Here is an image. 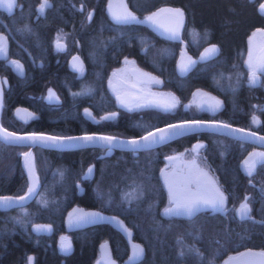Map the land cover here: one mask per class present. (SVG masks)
Listing matches in <instances>:
<instances>
[{
	"label": "trees",
	"instance_id": "1",
	"mask_svg": "<svg viewBox=\"0 0 264 264\" xmlns=\"http://www.w3.org/2000/svg\"><path fill=\"white\" fill-rule=\"evenodd\" d=\"M260 1L128 0L139 15L162 4L181 7L185 15L188 48L194 47L198 53L208 45L210 48L215 46L217 51L202 55L192 69L178 74L174 66L179 45L176 41L156 39L148 28V31H142L139 41L155 42L143 56L130 46L122 52H109L106 45L110 38L87 25L84 26V34L89 35L84 45L86 67L79 78L82 97L72 91L58 107L45 106L40 99L31 96L32 93H42L45 86L41 84L42 79L53 77L69 88L73 75L63 68L46 69L37 74L43 77L38 80L39 84H30L28 68L20 75L15 69L1 64V122L16 131L54 134L97 131L133 136L169 121L210 118L264 133V121L258 126L252 125L255 109L264 100V71L259 75L260 84L251 85L247 82L248 70L244 63L248 36L256 28H264V12L258 6ZM50 21L61 25L60 13L57 12ZM126 27L122 31L129 32L131 27ZM122 46L117 38V49ZM16 56L25 59L30 54L17 53ZM123 56L136 57L139 66L160 75L163 87L176 92L181 101H187L196 87L218 91L223 97L222 109L214 115L202 113L191 117L181 108L160 111L118 107L105 83L109 71L121 63ZM18 107L28 108L37 115L22 123L13 114ZM88 110L94 117L102 116V120L92 121ZM197 141L204 143L201 157L214 169L219 184L228 193L231 207L227 214L201 213L191 218L167 216L162 213L167 204L166 190L159 177L162 156ZM252 147L208 132L188 134L143 151L115 150L108 156H100L101 148L59 151L36 147V159L43 176L40 196L44 197V202L36 205L34 201V208L0 212V264H28L29 255L33 256V264H92L98 255L99 244L105 241L115 258L125 259L129 254L127 240L111 224L66 229L67 208L62 207L69 206L71 201L85 208L121 216L132 230V239L145 249L143 259L135 264H211L209 262L245 247L264 249V221L239 218L235 211V206L249 193V197L256 200L253 201L256 217L264 220V196H259L254 186L264 190V159L250 175L239 167V161ZM25 148L0 142L3 150L0 152L1 189L4 192H12L15 183L14 178L7 176L10 175L7 163L13 165L16 162L21 174L17 152ZM87 166L93 168V175L84 192L80 196H62L65 190L72 188L69 181L82 176ZM24 186L25 178L21 174L17 187L22 190ZM36 224L43 226L39 228ZM61 235L68 239V251L58 248Z\"/></svg>",
	"mask_w": 264,
	"mask_h": 264
},
{
	"label": "flooded vegetation",
	"instance_id": "2",
	"mask_svg": "<svg viewBox=\"0 0 264 264\" xmlns=\"http://www.w3.org/2000/svg\"><path fill=\"white\" fill-rule=\"evenodd\" d=\"M41 3H43V0H15V5L13 6V8L11 10H9L5 7H0V47L5 49V51L0 52V67L2 66L1 64H6L10 68L15 69L18 73H20V75H23L26 72V68H28L29 69L28 80H30V84H39L38 80L42 79L43 77L37 76V74H39V72L46 71V69H51V68H53V69L61 68L62 69L63 68V69H66L71 75H73L71 78V82L69 84V88L64 86V85L62 86L61 82H58V80H56V78L45 77L42 79L43 81L41 84L45 85L44 89H43V91L45 90L44 96L42 97L41 94L36 95L35 93H32L31 96H33L36 100L40 99L45 106L48 105L50 107H58L59 104L61 103V101L64 100L68 96V94L71 93L72 91H73V93H76L77 97H82L83 91L81 90V88H79V86L81 84L79 78L83 74L85 67H86V58L84 56V45L86 44V38H88L89 35H88V33L84 34V31H85L84 26H87V25L88 26L92 25L93 31L101 32L104 36L107 35L110 38L108 44L106 45V49L109 52H111V51L112 52L113 51L122 52V51L128 50L127 48H128V46H130L131 48H134V50L137 54L143 56L145 54V52L148 50V48L153 44V42H155L154 40L146 41L144 43H141L139 41L140 37H142V31L143 30L148 31V28L153 32L156 39H161V40L162 39H168V40L176 41L177 43H179V45H178V48L176 49V53H175V57H174V66H175V69H176L178 74H181L178 72L177 66H178L179 60L182 57H188L193 61L191 67L187 70V71H189L199 61V59H200L199 57H201L202 55L204 56V54L210 53V52H206V49H210V47L208 45L203 46L201 48V50H199L198 53H195L194 47L188 48V43H187V40L185 39V15H184L183 9L181 7H178V6L162 4V5L155 7L150 12L145 13L144 15H139L130 7L128 0H48V6H46L43 9V11L40 10ZM262 3H264V0H261L259 2L258 6L260 8H261ZM166 8L167 9H173V10L179 9L183 13V21H182V24L179 25L178 32H177L178 38H172L171 36H167V35H164V34L157 32L155 29H153L149 25L148 19L144 20V17L147 14L151 13V16H152L153 14L157 13L158 11H160L162 9H166ZM57 12L60 13V16L62 18L61 25H59V23H57V22L52 24L50 21V19L56 17ZM125 12L131 13L133 16H135L136 19L134 21H131L128 23H121V22H118L116 19H114L113 13L122 14ZM262 12H264V11H262ZM89 14H91V15L89 16ZM74 25H76V27H73ZM126 26L131 27L129 32L122 31ZM263 29L264 28H256L254 30L258 31V30H263ZM139 31H140V33H139ZM258 32H260V31H258ZM117 38H120L121 44H123V46L120 49H117V47H116V39ZM56 41H61L64 45H62L60 47V49H57V47L55 45ZM182 47L185 48V51H186L185 54H188V55L179 56L180 50ZM17 53L30 54V56H27V57L25 56V59H20L19 57L16 56ZM73 56H76L75 60L81 61L82 69H81L80 73H77V72L72 71L70 69L71 62L73 61V59H72ZM125 57H128V56H123L122 59ZM129 58L134 59L137 66H139L136 57H129ZM122 59L120 60L121 63H122ZM121 63L118 66H120ZM118 66H116V68ZM139 67H141V66H139ZM41 69H43V70H41ZM151 73H153V72H151ZM153 74H155L156 76H158L161 79V81H162L161 87H162V89H164L162 77L156 73H153ZM107 77H108V75H107ZM20 78L24 79L23 77H20ZM247 80H248L247 82L251 85H259L260 84L259 76L256 77V83H251L249 80V77ZM105 85H106L108 92L113 96L116 105L122 109H124V106L127 105L126 103L128 101H133V100H128L130 95L134 94L137 98V94L135 92H130L129 90H123L121 92L116 93V95H114L112 92H110V90L107 86V83H105ZM126 85L129 89L134 90V91H137L139 88L137 85H135L131 82H126ZM196 88H202V87H196ZM202 89L211 93V94H208V93L201 94L198 97V103L204 109L203 113L207 114L206 111H210V112H208V114H211V115L216 114V112L221 110L223 105H224L223 97L221 96L220 93H218V91L217 92L212 91L211 89H208V88H202ZM169 90H171V89H169ZM50 92L53 95L50 96ZM175 95H177L176 92H175ZM118 98H120V100L124 101V103L122 105L118 104V102H117ZM35 99H34V101H35ZM156 99H162V98L153 97V98H151V103L160 107L155 102ZM179 100H180V98H179ZM217 102H218V106H217ZM206 106H208V107H206ZM259 106L256 107V109H255L254 124L257 126L260 125L264 121V119H263L264 118L263 117L264 100ZM183 107H184L183 108L184 110H188L187 104H184ZM160 108H162V107H160ZM23 109L26 110L25 113H27L28 115L30 114V112H33L35 116L37 115V114H35L34 111H32L28 108L18 107V111L21 113L23 112L22 111ZM154 109L160 110L158 108H154ZM163 110L169 111V108L163 109ZM200 142H202V141H200ZM184 149H186V148H184ZM196 149L201 152L200 147H196ZM252 149H256V153L258 151H262V153L264 154V150H261V149L256 148V147H252L251 149H249L247 151V153H249ZM1 151H3V150L0 149V152ZM20 151H22V150H18V152H17L18 162H19L18 153ZM33 151L35 154L36 170H37V173L39 175V180H40L39 191L31 203H29L25 206H21V207H14L12 209H15V208H34L33 202L36 201L38 199V197L40 196V190H41V186H42L43 176L40 173V169H38V162L36 159V149L34 148ZM176 152H178V151H168V153H165L162 156V163L160 165V168L166 163H168V164L174 163L175 165L180 164L179 156ZM10 153L11 152H9V154ZM168 154H176L177 157L175 160H173L171 162L164 161L163 157L165 155H168ZM244 157L239 161V167L244 173H246L248 175L252 174L256 170L258 163L264 159V156H262L261 158H258V157L254 158L253 157V159H251V160H244ZM201 161H202L201 163L208 170L209 175L208 176L207 175L206 176L205 175L199 176L198 182H199L200 188L202 190L201 194L198 196L193 195L190 197H205V193H204L202 186H201V181L203 179H207V180H210L214 184V182L210 178V176L211 177L214 176L215 179L217 180L218 187L215 184H214V186L221 193H223V195L225 197V203H224V207H223L224 210L223 209L222 210H216V209H213L211 206H206V207L199 209L198 211H196L191 216L177 215V214H172V215H167V216L191 218V217H195L197 214H201V213L206 214V215H209L212 213L227 214L228 209L231 207L230 206V200L228 197V193L225 192L223 187L219 184L218 177H217V174L215 173L214 169L204 160L203 157H201ZM245 161L255 162V167H254V169L251 170V173H250L249 167H248V165H246ZM7 165L10 167V170H11L10 175L7 174V176L14 178V180H15V183L12 184L14 189L10 193L4 192L1 189L2 188L1 182H2L3 177L1 176L2 172H0V194H20L21 192H23L24 189L21 190L20 188H18L17 183L19 182V180L21 178V174L25 178L24 172L20 166V162H19V166H20L21 171H22L21 174L19 172L18 165H16V162L13 163V165H9V164H7ZM86 174L89 175V171L86 172ZM90 179H91L90 177H83V176H78V178H76L74 180L72 179L71 181H69L72 188L70 190H65V192L62 196H64V195L68 196L67 194H69L71 196H73V195L74 196H80L84 192L85 186ZM71 182H73V183H71ZM25 186H26V180H25ZM25 186H24V188H25ZM254 186L257 189V194L259 196H264V190H259L258 185H254ZM249 196H250V194L247 193L246 197L240 203H238L235 206V211H236L237 215L239 216V218H241L237 212V209L240 207V205L242 203H247V205L250 209V212L248 214V218L256 220V221L261 220L258 217H256V213L253 209V208H255L253 201H256V200H252L251 197H249ZM183 198H189V197H182L179 199V201H181ZM58 208H60V207H58ZM64 208H67V212H66V215L64 218V224H65L66 229L75 230V229H79V228H84V227H74V226H72V224L80 216V214L83 211L91 210V208H85L84 206L79 205L77 203H74L73 201H71L69 206H64ZM12 209H9V210H12ZM92 210H97V209L95 208ZM97 211H100L104 214H107L101 210H97ZM0 212H2V211L0 210ZM119 217L124 221L125 225L127 226L125 220L121 216H119ZM263 221L264 220H262V222ZM258 222H261V221H258ZM100 223H107V222H98V223H94V224H100ZM109 224H111L113 226V228H115L112 223H109ZM87 226H89V225H87ZM87 226H85V227H87ZM144 253H145V249H144ZM232 253H235V252H232ZM98 255H99V247H98ZM225 256L221 257L218 260L211 261L209 263L220 264L222 259ZM127 257L123 260H121L119 258H115V257L114 258L117 259L121 264H126L125 262H126Z\"/></svg>",
	"mask_w": 264,
	"mask_h": 264
},
{
	"label": "water",
	"instance_id": "3",
	"mask_svg": "<svg viewBox=\"0 0 264 264\" xmlns=\"http://www.w3.org/2000/svg\"><path fill=\"white\" fill-rule=\"evenodd\" d=\"M165 11H158L154 18L155 22L149 21V25L155 29L157 32L171 36V33L167 31L168 28H176L178 32L179 26H177V17L175 16L173 9H162ZM153 16V15H152ZM58 41L55 42L57 49L60 47L57 46ZM60 45H64L61 41H59ZM63 49V48H62ZM73 61L71 62L70 69L77 73L81 72L82 64L81 61L75 60L76 56L72 57ZM193 61L188 57H182L177 66V70L179 73H185L192 65ZM136 96L130 95L128 100H134ZM123 100L120 98L117 99L119 105H122ZM155 102L162 107L163 109H168L165 105H169V103L164 99H156ZM3 107V83L0 75V131L6 129L8 133H14L19 137H58V138H79V137H93L92 140H83V139H61L55 142L53 141H40L37 140L33 142L31 139H25L23 141L17 142H6L3 139H0V142L8 144V145H17V146H26V149L20 151L18 153L20 166L24 172L26 186L20 194H0V198L3 197H11L13 198L8 203H4L0 201V210L7 211L14 207L25 206L32 202V200L36 197L39 188H40V180L39 175L36 170L35 165V154L33 149L44 148L50 150H79L84 148H101L103 152L100 156H108L112 154L115 150L122 151H143L152 148H157L166 143L172 142L173 140L180 138L182 136L188 134H196L202 132L215 133L219 135H223L232 139H236L238 141L248 143L253 147L264 150V137L263 132H259L244 126H239L231 122H225L218 119H210V118H185L181 120L169 121L161 125H157L148 129L147 131L133 136H121L116 134L97 132V131H88V132H79L72 134H54L44 131H16L5 127L1 123V111ZM208 107V106H206ZM169 125H184L183 129L176 130V134H173L172 131L166 132L164 135V139L161 142H150V141H142L141 137L147 136L150 132H158L159 129H168ZM243 130V131H241ZM159 134V133H158ZM254 134V135H253ZM103 137H112L111 142L102 139ZM137 140L139 143L137 145L130 144L129 141ZM25 153H29L30 155L26 158ZM263 154L262 151H258L256 153V157L261 158ZM177 157L176 154H168L163 157L164 161L171 162L175 160ZM31 163L32 169L30 171L28 167V163ZM34 190L29 193L28 189L33 187ZM202 189L205 193V198L211 197L216 194L217 188L214 184L207 179H203L201 181ZM81 189V188H80ZM220 192V191H219ZM18 197H25L23 200H18ZM183 198L182 200H184ZM181 200V201H182ZM207 205H202L200 207H206ZM240 208V207H239ZM238 208V209H239ZM262 221V220H258ZM98 222H107L112 223L114 227L125 236L128 246H129V254L126 259V264H135L142 260L144 257V248L141 243L134 241L132 239V230L127 227L124 221L118 216L114 214H104L97 210H85L80 216L73 222L72 226L74 227H85L90 224L98 223ZM139 251V255L137 252ZM264 253L263 249L253 248V247H245L235 253H229L226 255L220 264H264ZM28 264H33V256H28ZM92 264H121L117 259H115L112 255L111 249L107 241L102 242L99 245V255L95 258Z\"/></svg>",
	"mask_w": 264,
	"mask_h": 264
},
{
	"label": "rangeland",
	"instance_id": "4",
	"mask_svg": "<svg viewBox=\"0 0 264 264\" xmlns=\"http://www.w3.org/2000/svg\"><path fill=\"white\" fill-rule=\"evenodd\" d=\"M264 4V3H262ZM150 14H147L144 17V20L147 17H150ZM264 30V29H263ZM255 33V35H253ZM249 51L252 54V63L253 65H258L260 62L264 61V31H255L253 30L247 39V50L245 56V65L248 70V77L251 81L252 78V68L249 67ZM185 48L182 47L180 50L181 55H188L185 54ZM262 71L257 68L256 70V77L260 75ZM126 82H131L137 85L139 88L137 91L131 90L127 87ZM107 86L114 95L116 93L121 92L123 90H129L130 92H135L137 94V98L133 101H128L124 106L126 110H140L144 108H158L160 111H164L162 108L158 107L157 105L151 103V98H162L166 100L169 104H175V107L169 108V111H173L177 108L183 109L184 104H187L188 110L187 112L191 117L201 115L204 111L201 105L198 103V97L201 94H211L210 92L202 89V88H195L190 93L189 98L187 101H180L178 96L175 95V92L169 89H162L161 87V79L156 76L155 74L137 66L134 59L125 57L122 59V63L117 68L114 67L109 71L108 77L106 79ZM45 91V90H44ZM44 91H42L41 96H44ZM153 107V108H152ZM23 112H19L18 108L14 109L13 114L15 117L22 123L27 122L35 115L33 112H30L28 115L26 110H22ZM90 113V119L94 122L102 120V116L94 117L91 114V110H88ZM207 113L210 111H206ZM28 115V116H27ZM255 125V124H252ZM204 146V143L197 141L190 147L180 150L176 152L179 156L180 164L175 165L172 164H164L159 169V177L162 181V184L166 190L167 194V204L162 209V213L166 215H172L166 213V209L173 207L176 201H179L182 197H190V196H198L201 194V188L198 182V178L201 175H209L208 170L206 167L201 163V152L196 149V147H200V150ZM168 153V152H166ZM253 157H256V149H252L249 153L246 154L244 160H251ZM44 159V156L41 157ZM8 164V163H7ZM38 169H40L38 163ZM91 169V171H89ZM93 168L87 166L85 169V173L82 175L83 177H91ZM7 170V168H6ZM10 173V167L8 168ZM89 171V175L86 172ZM91 174V175H90ZM211 180L214 184L218 187L217 180L215 177H211ZM44 197L41 195L36 200L37 204H43ZM64 208V207H62ZM224 210V209H223ZM35 226L41 228L43 225L36 224ZM58 248L61 251H68L70 245L68 243V239L65 235H61L60 239L58 240Z\"/></svg>",
	"mask_w": 264,
	"mask_h": 264
},
{
	"label": "snow or ice",
	"instance_id": "5",
	"mask_svg": "<svg viewBox=\"0 0 264 264\" xmlns=\"http://www.w3.org/2000/svg\"><path fill=\"white\" fill-rule=\"evenodd\" d=\"M15 5V0H0V7H5L9 10H11L13 8V6ZM48 6V0H43V3H41L40 5V10L43 11V9ZM261 10L264 11V4L261 5ZM161 11H165V10H161ZM167 11H173L175 16L177 17V26H179L180 24H182L183 21V13L179 10H167ZM91 14H89L90 16ZM114 19H116L118 22L121 23H128L131 21H134L136 18L135 16H133L131 13L125 12L122 14H117V13H113ZM156 14H153V16L147 17L148 20L155 22L154 18H155ZM167 31H169L171 33V37L172 38H178L177 36V29L176 28H168ZM258 31H264V30H258ZM253 35H255V33H253ZM58 47H61L62 45H60L59 41L57 43ZM5 51L4 48L0 47V52ZM217 51L215 46H212V48L210 49H206V52H210V53H215ZM249 67L252 68V78H251V83H256V70L257 68H259L261 71H264V61L260 62L258 65H253L252 63V54L251 51H249ZM53 95L50 92V96ZM123 103V101H122ZM217 106H218V102H217ZM166 108H172L175 107V104H169V105H165ZM255 120V118H254ZM184 125H169L168 129H159L158 132H150L147 136L141 137L142 141H150V142H161L164 139V135L166 132L172 131L173 134H176V130L178 129H183ZM243 131V130H241ZM159 133V134H158ZM254 135V134H253ZM0 139H3L6 142H17V141H23L25 139H31L33 140V142L40 140V141H57V140H61V139H68V140H72V139H83V140H92L93 137H89V136H85V137H79V138H72V137H68V138H58V137H44V136H40V137H36V136H32V137H19L16 136L14 133H8L6 129L0 131ZM102 139H105L109 142H111V140L113 139L112 137H103ZM261 139H264V137H261ZM130 144L133 145H137L139 143V141L137 140H132L129 141ZM25 157L27 158L30 154L29 153H25L24 154ZM261 156H264V154H260ZM246 165H248L250 173L251 170L254 169L255 167V162H249V161H245ZM28 167L31 171L32 169V165L29 162L28 163ZM89 171H91V169H89ZM34 185L35 182L33 184V187H30L28 189L29 193H31L34 190ZM25 197H18L16 199L18 200H23ZM13 198L11 197H3L0 198V201H3L4 203H8L9 201H11ZM224 203H225V197L223 195V193L219 192V190H216V194L211 196V197H189V198H185L182 201H176L173 205V207L166 209V213L169 214H177V215H188L191 216L193 215L196 211H198L200 209V207L202 205H207V206H211L213 209L216 210H222L224 207ZM238 214L240 215V217L242 219L244 218H248V214L250 212V209L247 205V203H242L240 205V208L237 209ZM137 255H139V251L137 252ZM181 255H183V253H181ZM261 255H264V253H261Z\"/></svg>",
	"mask_w": 264,
	"mask_h": 264
}]
</instances>
